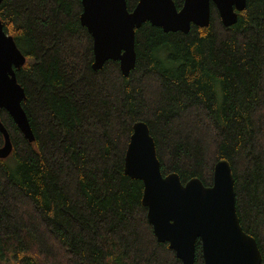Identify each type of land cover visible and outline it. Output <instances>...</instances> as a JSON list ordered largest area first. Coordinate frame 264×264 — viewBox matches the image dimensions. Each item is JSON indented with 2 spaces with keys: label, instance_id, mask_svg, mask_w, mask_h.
I'll use <instances>...</instances> for the list:
<instances>
[{
  "label": "trees",
  "instance_id": "16d2710c",
  "mask_svg": "<svg viewBox=\"0 0 264 264\" xmlns=\"http://www.w3.org/2000/svg\"><path fill=\"white\" fill-rule=\"evenodd\" d=\"M210 13L187 34L143 23L123 77L117 61L91 69L80 0H2L33 139L0 110L11 144L0 159V264H180L147 222L142 182L124 173L136 121L163 175L211 186L216 161H229L240 225L264 264V0H245L229 27Z\"/></svg>",
  "mask_w": 264,
  "mask_h": 264
},
{
  "label": "water",
  "instance_id": "95a60500",
  "mask_svg": "<svg viewBox=\"0 0 264 264\" xmlns=\"http://www.w3.org/2000/svg\"><path fill=\"white\" fill-rule=\"evenodd\" d=\"M2 0H0V3ZM80 24L92 40L93 71L107 61H117L123 77L136 61L135 30L148 22L164 33L187 34L191 26H209L212 4L221 24L236 23L245 0H183L177 9L173 0H138L129 11L126 0H80ZM24 63L11 37L0 23V110L13 119L28 141L33 136L20 107L23 91L13 67ZM4 144L0 159L11 152L7 132L0 123ZM124 173L143 185L142 205L158 242L167 243L180 264H195L199 241L203 264H261L253 237L240 225L235 206L234 179L229 161H216L211 186L194 177L182 183L176 173L163 175L155 143L145 122L136 121L124 154Z\"/></svg>",
  "mask_w": 264,
  "mask_h": 264
},
{
  "label": "flooded vegetation",
  "instance_id": "af4514ba",
  "mask_svg": "<svg viewBox=\"0 0 264 264\" xmlns=\"http://www.w3.org/2000/svg\"><path fill=\"white\" fill-rule=\"evenodd\" d=\"M196 246V245H195Z\"/></svg>",
  "mask_w": 264,
  "mask_h": 264
}]
</instances>
